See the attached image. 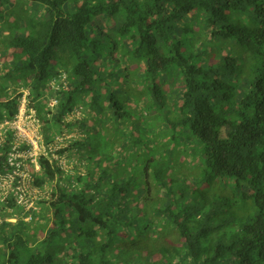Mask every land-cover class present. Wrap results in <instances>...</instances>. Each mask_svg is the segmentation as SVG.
<instances>
[{"label":"trees","instance_id":"1","mask_svg":"<svg viewBox=\"0 0 264 264\" xmlns=\"http://www.w3.org/2000/svg\"><path fill=\"white\" fill-rule=\"evenodd\" d=\"M0 65V122L22 86L47 149L85 131L0 201V264H264V0H0Z\"/></svg>","mask_w":264,"mask_h":264},{"label":"built area","instance_id":"2","mask_svg":"<svg viewBox=\"0 0 264 264\" xmlns=\"http://www.w3.org/2000/svg\"><path fill=\"white\" fill-rule=\"evenodd\" d=\"M61 76V77H60ZM60 79L64 75H59ZM52 81V85H54ZM28 91H23L19 98V108L12 119H5L0 123V145L5 139V131L12 129L11 146L7 153V160L11 171L0 172V201H5L9 196L15 197L17 203L25 205L29 200L28 188L33 186V178L30 173L31 165L35 170L39 169L37 156L47 150V146H43V141L39 133V120L35 115V111L28 104ZM51 105L56 103V99H51ZM23 158L30 160V167L23 165ZM25 166V167H24ZM33 202H31L32 205ZM28 205L27 207H31ZM30 218V215H27ZM27 216L25 218H27ZM10 217H2L0 209V223L3 220H9ZM28 218V219H29ZM26 219V220H28Z\"/></svg>","mask_w":264,"mask_h":264},{"label":"rangeland","instance_id":"3","mask_svg":"<svg viewBox=\"0 0 264 264\" xmlns=\"http://www.w3.org/2000/svg\"><path fill=\"white\" fill-rule=\"evenodd\" d=\"M22 2H24V1H22ZM24 5V4H23ZM27 5H25V7H26ZM30 12H33V10H31ZM12 18H13V16H9V21H11L12 20ZM107 21V20H106ZM108 23H109V21H107ZM17 34V32L14 30L13 32H12V35H16ZM18 36H20V34L18 35ZM24 36V35H23ZM3 58H5L6 59V61H8L9 59H11L12 57H11V53L9 54V55H7V56H2V60H3ZM97 59V58H96ZM92 60V59H91ZM93 62L92 63H94V58H93V60H92ZM96 61H100V59L98 58ZM129 65H130V67H131V69L132 70H134V68H136V67H138V66H142V64H141V62H138V61H135V60H132L130 63H129ZM0 69H1V65H0ZM123 79H122V77H120V76H118L117 77V81H122ZM8 81H9V83H7L8 84V86H10L11 88H13L14 89V87L16 88V86L12 83V82H14L15 80L14 79H12V78H9L8 79ZM4 82V81H3ZM110 85H112V86H114V87H116L117 86V84L114 82V83H112V84H110ZM17 90L15 91V93H13V94H16V93H18V92H23V91H25V92H27V89L26 88H22V86H17V88H16ZM50 102V101H49ZM20 105V104H19ZM19 105H18V108H19ZM79 111H80V109H78L77 110V113H79ZM72 117V116H71ZM71 117H69V118H71ZM79 117H81V115H79ZM72 118H75V117H72ZM87 122L88 123H90L91 122V120L89 119V120H87ZM1 123V122H0ZM40 125H41V122L39 121V126H38V129L40 128ZM84 134H85V131L84 130H82V129H79V128H74V129H71V131H69V132H67L66 134H58L59 136V139L60 140H62V138L63 137H67V139H69L70 137L72 138V137H74V138H76V139H79L80 137H83L84 136ZM65 140V139H64ZM66 142V141H65ZM65 142L63 141L62 143H61V146L62 145H65ZM43 146H46L45 144H43ZM60 146V144H58V145H56V144H54V143H52V144H49V146H48V148L51 150V152H53V155H54V157H57V154L54 152V150H56L58 147H61ZM44 149V147H42V151H44V153H50V150L49 149H47V150H43ZM83 150L84 151H86L87 149H84V148H80V152H78V154H75L74 155V158H67L65 155H63L61 158H59L57 161H58V163H61L62 164V166L64 167V171L66 172V173H68V174H71V175H74V172H81V173H83L84 171H85V169H86V165H84V162H85V158H84V156H83ZM87 152V151H86ZM66 157V158H65ZM67 159V160H66ZM22 163H23V165H25L27 168H29L30 167V160L29 159H25V158H23V161H22ZM24 166V167H25ZM52 185L54 184V182H52L51 183ZM33 185H34V183H33ZM37 187V186H36ZM35 187V185H34V188H35V190L33 189V186H30L29 188H28V193H29V196H28V198H29V200L27 201V203L25 204V205H23V209H21V212L23 213V212H27L28 211V205H31V202H33L32 203V205L31 206H34V205H36L35 204V202L34 201H36L37 200V196H41V194L40 193H43V191H41L40 189H37ZM47 191H49V184H47ZM45 193V192H44ZM38 209H36V211H37ZM12 213H14V212H12ZM7 215V214H6ZM22 215V214H21ZM18 216L14 213L13 215H12V217H10V218H8L9 219V221H15L16 220V218H17ZM29 218V216H27V218H25V220L26 219H28ZM1 244V243H0Z\"/></svg>","mask_w":264,"mask_h":264},{"label":"clouds","instance_id":"4","mask_svg":"<svg viewBox=\"0 0 264 264\" xmlns=\"http://www.w3.org/2000/svg\"><path fill=\"white\" fill-rule=\"evenodd\" d=\"M38 118V117H37ZM39 120V119H38ZM40 121V120H39ZM39 133H40V128H39ZM40 135H41V133H40ZM59 135H55V137H54V144H56V145H58V144H60V146H61V143L64 141V138H66V137H63L62 138V140H60L59 139V137H58ZM46 145V144H45ZM47 146V145H46ZM49 146V145H48Z\"/></svg>","mask_w":264,"mask_h":264}]
</instances>
